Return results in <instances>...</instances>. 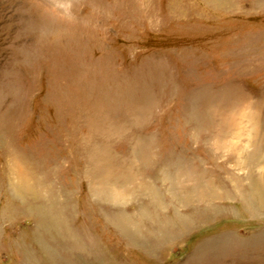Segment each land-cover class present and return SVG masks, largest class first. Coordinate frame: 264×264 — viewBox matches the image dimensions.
Wrapping results in <instances>:
<instances>
[{
	"label": "rangeland",
	"instance_id": "374dc122",
	"mask_svg": "<svg viewBox=\"0 0 264 264\" xmlns=\"http://www.w3.org/2000/svg\"><path fill=\"white\" fill-rule=\"evenodd\" d=\"M263 164L264 0H0V264H264Z\"/></svg>",
	"mask_w": 264,
	"mask_h": 264
},
{
	"label": "bare ground",
	"instance_id": "6f19581e",
	"mask_svg": "<svg viewBox=\"0 0 264 264\" xmlns=\"http://www.w3.org/2000/svg\"><path fill=\"white\" fill-rule=\"evenodd\" d=\"M247 109H249V107L248 108H246V110ZM249 111H251V110H249ZM251 113V112H250ZM99 117V116H98ZM99 121V120H98ZM143 143V142H142ZM139 146V145H138ZM16 154V153H15ZM20 155V154H19ZM17 156L16 155H14L13 156V159H12V169H13V174H14V177H15V183L16 184H18L19 186H23L24 185V180L26 179V173H27V170L29 169L28 168V166H26L28 169L27 170H25V163H24V160H23V162L22 161H20V160H18L17 158H16ZM105 159H107V158H105ZM104 161V160H103ZM107 162H108V160H107ZM103 163V162H102ZM104 163H105V161H104ZM28 164V163H27ZM102 165L103 164H101V169H102ZM25 167V168H24ZM95 167V166H94ZM97 167H99V166H97V164H96V169H97ZM261 167H263L264 168V164L261 166ZM106 168H104L103 170H105ZM99 170V169H98ZM98 170H96V172L98 171ZM103 170H101L102 172H103ZM95 172V173H96ZM101 172V173H102ZM105 172H108V171H105ZM105 172H103V173H105ZM94 173V172H93ZM100 173V172H99ZM96 175V174H95ZM100 175H102V174H99V175H97V178H98V176H100ZM94 176V175H93ZM96 178V179H97ZM101 178V177H100ZM102 179V178H101ZM99 180V179H98ZM101 182V181H100ZM102 183V182H101ZM100 183V184H101ZM28 184V183H27ZM29 184H30V182H29ZM99 184V183H98ZM25 185H26V183H25ZM33 185V184H32ZM24 187V186H23ZM28 187H30V185L28 186ZM27 187V188H28ZM26 188V187H25ZM24 188V189H25ZM102 188V187H101ZM30 189V188H29Z\"/></svg>",
	"mask_w": 264,
	"mask_h": 264
}]
</instances>
